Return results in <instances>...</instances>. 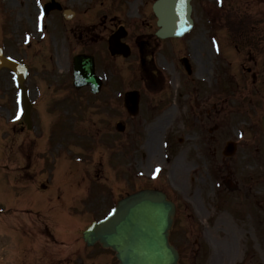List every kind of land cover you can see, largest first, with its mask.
Masks as SVG:
<instances>
[{
    "label": "rangeland",
    "instance_id": "rangeland-1",
    "mask_svg": "<svg viewBox=\"0 0 264 264\" xmlns=\"http://www.w3.org/2000/svg\"><path fill=\"white\" fill-rule=\"evenodd\" d=\"M48 1L0 0V44L8 55L31 67L25 86L33 104V130L28 132L16 105L17 88L7 74H0V79L8 82H0V96L9 109L7 114L3 112L0 123L5 119L14 124L13 132L12 127L0 130V203H4L0 205V264H115L110 251L98 246L86 248L81 233L91 221L101 219L118 199L144 186L161 188L176 203L170 236L180 251L182 264H264V221L260 236L254 235L255 228L246 222L262 218L255 205L245 198L239 201L242 210L235 209L243 222L236 220L232 204L225 206L229 210L212 212L216 182L210 167L222 159L216 154L207 157L204 152L221 144L225 132L232 136L237 121L245 126L247 116L242 114L231 124L238 107L234 108L232 98L224 124L214 123L210 117H200V123L191 124L194 116L187 119L185 108L179 107L181 96L194 89L191 94L200 97L197 107L209 109L203 99L204 88L189 82L202 79L190 76L189 80H181L186 74L180 62L183 57L192 64L194 74L205 77L218 74V67L230 61V70L220 74L222 91H227V84L234 89L241 82L228 79L226 83L227 74H237L239 69L245 74L247 68L251 74L259 73L257 66L260 62L263 66L264 55L261 59L257 53L248 55L250 46L244 42L247 37L234 41L231 28L229 31L224 25L244 21L257 28L254 31L263 40L260 30L264 31V0H223V7H218L221 11L209 12L211 23L218 22L213 29L203 24L201 6L194 2L197 24L188 35L173 41L154 36L155 18L150 8L154 0H124L129 1L124 6L118 0H56L74 10L75 15L67 20L57 12L49 13L39 32L37 2L43 6ZM215 1L222 2L212 0L215 7ZM120 25L127 31L131 56L118 65L103 58L115 74H99L104 83L98 95L92 96L87 88H72L71 74H67L72 50L88 49L99 56L105 51L109 34ZM24 36L29 37L28 43ZM44 45L53 54L51 60L42 55ZM222 56L225 59L221 60ZM154 70L158 78L150 81L148 76ZM134 89L139 90L141 101L138 115L130 117L123 106V94ZM44 109L46 115H42ZM119 121L125 125L123 132L115 129ZM215 125L220 131H215ZM179 138L183 141L178 142ZM149 142H153L155 152H148ZM21 157L27 168H19ZM236 161L222 165L237 167ZM176 162L181 169L178 175L174 174ZM155 168L160 173L152 179L150 174ZM52 176L51 191L41 193L39 189L49 187L45 180ZM11 189L14 204L8 205L4 200L9 197L4 198V193L13 197L12 191L8 192ZM250 195L264 200L263 189L254 188ZM25 208L32 211L31 215L25 214ZM219 212L220 222L214 221L212 213L216 217ZM32 229L34 238L26 244L25 235H31L24 230ZM218 242L224 247L222 254L217 253Z\"/></svg>",
    "mask_w": 264,
    "mask_h": 264
},
{
    "label": "water",
    "instance_id": "water-1",
    "mask_svg": "<svg viewBox=\"0 0 264 264\" xmlns=\"http://www.w3.org/2000/svg\"><path fill=\"white\" fill-rule=\"evenodd\" d=\"M190 0H158L153 7L160 27L156 35L160 38L178 37L191 27ZM115 39L110 42L111 49L116 47ZM76 66L75 83L90 84L93 91L99 87L91 74V68ZM76 58V62H77ZM0 63L9 67L22 81L20 67L11 61ZM81 68V69H80ZM136 106V100L133 99ZM25 117L29 107L23 91ZM174 214L173 205L166 201L162 193L140 191L119 201L114 211L103 221L93 223L83 234L87 245L99 242L102 247L115 252L118 264H177V253L168 244L167 236Z\"/></svg>",
    "mask_w": 264,
    "mask_h": 264
},
{
    "label": "flooded vegetation",
    "instance_id": "flooded-vegetation-1",
    "mask_svg": "<svg viewBox=\"0 0 264 264\" xmlns=\"http://www.w3.org/2000/svg\"><path fill=\"white\" fill-rule=\"evenodd\" d=\"M259 83L261 84L262 81L260 80ZM218 115L219 113H218L217 104H215L213 105V116H214L213 122L218 121ZM250 126L254 127L253 131L254 133H257L258 123H256V120H252ZM259 131H260V128H259ZM236 153H239L240 155L241 154H252L253 156H255L254 155L255 153H259V149H254V151L252 152L249 147V144L244 143V144L238 145ZM242 175H240L239 178L237 177L235 178V184L239 186V188H244L246 184H250V187H251V185L256 184V182L259 181L260 179L264 180V174H261L260 168H258V172H254V171L247 172L248 177L245 179H243Z\"/></svg>",
    "mask_w": 264,
    "mask_h": 264
},
{
    "label": "bare ground",
    "instance_id": "bare-ground-1",
    "mask_svg": "<svg viewBox=\"0 0 264 264\" xmlns=\"http://www.w3.org/2000/svg\"><path fill=\"white\" fill-rule=\"evenodd\" d=\"M151 141H152V140H151ZM147 150H148V152H150V153L156 151L155 148H154L153 142H152V143H150V142L148 143ZM176 161H177V160H176ZM178 164H179V163L176 162L175 167H174V169L176 170V171H174V174H175V175H178V172H177V171H180V170H181ZM180 174H181V172H180Z\"/></svg>",
    "mask_w": 264,
    "mask_h": 264
}]
</instances>
